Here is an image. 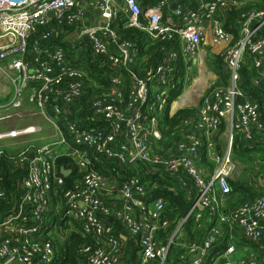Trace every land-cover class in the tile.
<instances>
[{
    "label": "built area",
    "instance_id": "1",
    "mask_svg": "<svg viewBox=\"0 0 264 264\" xmlns=\"http://www.w3.org/2000/svg\"><path fill=\"white\" fill-rule=\"evenodd\" d=\"M239 2L158 0L144 11L139 0H0V78L9 95L0 100V121L31 105L57 132L53 142H27L33 145L20 154L0 150V264H51L73 234L85 239L80 264H125L123 243L113 235L116 222L136 237L139 264H166L171 244L156 237L171 226L163 218L166 204L162 197H150L132 172L137 163L163 167L162 175L194 190L189 215L196 227L202 219L198 206L208 212L214 227L200 246L190 248V264L204 262L221 234L218 223L236 224L250 242L264 240V196L220 208L236 172L230 158L233 137L239 135L247 146L264 137L260 106L238 84L242 68L255 87L264 84V10L240 13L229 31L228 16ZM87 8L95 19L86 16ZM205 20L213 43L224 44L219 53L228 75L216 76L204 98L195 96L198 88L188 91L194 93L191 103L201 98L197 109L181 101L187 90L178 97L176 112L189 109L176 129L182 139L159 145L161 113L175 101L170 97L180 71L184 88L193 70L200 73L207 61L201 48ZM130 29L146 34L153 48L161 46L159 54L140 61L136 42L123 37ZM194 110L196 116L190 114ZM221 125L228 132L223 151L215 137ZM37 131L41 128L31 125L0 133V139ZM197 134L203 137L198 140ZM162 147L189 160L165 157ZM202 154L214 168H204L201 177L191 164L201 162ZM59 157L71 165L57 168ZM104 163L118 168L117 177L96 169ZM183 163L187 172L181 171ZM160 221L167 227L157 230ZM235 253L230 242L222 264H262L253 258L233 261Z\"/></svg>",
    "mask_w": 264,
    "mask_h": 264
},
{
    "label": "rangeland",
    "instance_id": "2",
    "mask_svg": "<svg viewBox=\"0 0 264 264\" xmlns=\"http://www.w3.org/2000/svg\"><path fill=\"white\" fill-rule=\"evenodd\" d=\"M247 1L248 2H246V3H250V5H249L250 9L249 10H252V9L264 10V7H259V6H256L253 4V2H256V0H247ZM114 30L117 31V28H114ZM78 33H79V31L76 33V35ZM210 47H211V45L208 46V48H206L205 42L203 41V43L201 45L202 49H204L208 52ZM214 56L217 58V62H216V60L214 61V58H215ZM214 56L207 58V65L204 62V66L202 67L200 73L197 70H193L192 78L185 83L184 88L183 87L180 88V90H181L180 94L177 96L175 101L172 104H170V106H168L166 108V110L164 111L165 113L164 114L161 113V118H163L165 114H167V116L169 118H171L173 115H175L178 112V111L176 112L175 109L178 108L181 101L185 102L184 104L187 107L188 106H195V108L197 109V106L200 105L199 100L201 98H204L205 96H208L207 93L209 92L210 88H212L215 85L216 76H218V77L223 76L224 73L228 75L227 69L223 68V64L221 61V53H216V54H214ZM0 76H1V74H0ZM196 81H197V85L199 87L196 86ZM4 87H5V83L2 80V78H0V100H7L9 98V95L6 92H4ZM192 87L198 88V92L195 93L196 97H201L200 99H198V102L191 103L190 99L186 98L185 94H183V96H181V101H178V97L184 91L187 90L186 92H188ZM106 89L109 90L110 87L108 86ZM34 112H35V115H34ZM36 112H37V110L33 106L26 105L23 112H21L18 116L13 117V118L6 120V121H0V133L9 132L12 130H21V129H24V128L31 126V125L39 126L42 130L40 133H39V131H37L34 134H26V135L17 136L14 138L6 137L3 139H0V150L9 151L12 154H20L26 150L25 146L33 145V143H31V144L27 143V142H30V140H33V141L35 140V142H34L35 144H44V143H48V141L50 142L54 138L56 139L52 126L40 114H37ZM155 116H156V118L159 117V115H155ZM30 122H32V123H30ZM161 128H162V125L160 122V129ZM176 129H177V127L170 129L169 126L164 125L163 133L161 131V138H160L159 143H157V144H159V145H163V144L170 145L174 141L181 140L182 139L181 133H178L176 131ZM168 130H170L169 134H167ZM21 137H24V138H21ZM201 137H203L202 134H197L196 139L199 140ZM215 137L220 141L221 149L223 151V149L226 146L224 142L227 143V138H228L227 127L225 125H221L219 128V131L217 132ZM28 139H30V140H28ZM234 145H235V143H234ZM160 153H163V156H165V157L170 156V159H174V160H176V159H181L184 161L189 160L188 156L180 155V154H176V153H171L168 151V149H165L164 147H162V149L160 150ZM235 153H236L235 147H234V150L232 147V150L230 151V158H231V161L235 164V170H236V172L234 174V180H232V181L235 182V180H238V178H240V179L242 178L243 180H245L246 183L253 180V181H256L259 186H260V184H264V145H261L257 148H254V149H249L248 151L245 152V154H243V155L240 154L239 157ZM206 159H207V162L209 164L208 167H203V165L201 164L199 159L196 161L198 166L196 165L195 161H193L191 164L192 166H194L197 169V171L201 177L205 175V173H204L205 169H207V170L212 169L213 170V168H214L212 160H210L207 157H206ZM149 167H145L146 169L149 170V172L154 170V172L156 174H158V177H159V175L163 176L162 173L165 171L163 167H160V168L155 167V166H149ZM183 167H184V169L182 168L181 171L187 172L188 169L185 168V163H183ZM127 172L128 171H124L123 173H120L121 178L124 181L126 180ZM255 172L261 173L262 175L258 176L255 174ZM116 189H117V187H116ZM189 191H192V190L189 189ZM233 193H234V191L232 192L231 198H235ZM238 198H240V197H238ZM227 200H224L222 202V208H221L222 211H224L225 204L227 206L229 205V202ZM237 201L238 202L245 201V198H243L241 200H237ZM235 204L236 203H234V205ZM231 206H233V205H229L228 207H231ZM189 214H190V212H188V215ZM168 219H170V218L168 217ZM185 220H186V216L185 217L173 216V219H172L173 223L171 224V226L167 230L159 233V238H161L164 235V233H168L169 236H168V238L164 239L163 244L170 243L174 248L182 251V254L180 255V257L187 256V257H190V260H192L193 254L189 252L190 248L193 245L200 246L201 243L204 242L205 239L207 238V236L210 234V232L214 226L209 227V226H207V223L205 221H203V220L199 221L201 223L202 227L205 228L206 232H205L204 237L202 238L203 240L201 241V243H198L196 241L197 238L196 237L193 238L192 236L195 234L200 236V231H195L197 229H195L193 227L189 230H188V227L185 228L184 227ZM208 221L211 222L210 217L208 218ZM166 227L167 226L162 227V224L160 221L158 224L157 230L158 229L162 230L163 228H166ZM215 227H217L219 232H221L223 226H220V223H218L217 226H215ZM229 227L231 228L232 235L234 236V238L237 237L238 241H240V238H241L240 236L242 234L241 228H239L236 224H231V226H229ZM167 258H170L169 264H172V262L176 259L175 254L173 255L172 248L169 251ZM167 258H166V264H167ZM244 258L247 259L246 257H244ZM189 264H190V261H189ZM202 264H206V263L203 262Z\"/></svg>",
    "mask_w": 264,
    "mask_h": 264
},
{
    "label": "trees",
    "instance_id": "3",
    "mask_svg": "<svg viewBox=\"0 0 264 264\" xmlns=\"http://www.w3.org/2000/svg\"><path fill=\"white\" fill-rule=\"evenodd\" d=\"M236 17V15L234 16ZM121 34V33H120ZM123 37L129 38L132 40H135L139 45H141V41L145 39V35L137 30V29H130L127 30L126 33L123 34ZM241 75V83L244 88V91L246 92L247 96L258 103L260 106V112L262 120H264V84L259 85L258 87H255L252 84L251 81V75L245 68H242L240 71ZM222 80H225V75L220 76ZM183 80V74L182 70L180 71L179 75V83L178 86L172 91L170 100H175L177 96L180 94L181 85ZM188 111L186 109L178 111L175 115H173L171 118L167 116V114L164 115V117L161 120V131L163 133L164 125L169 126L170 129L175 128L179 125V123L187 117ZM170 133V130L167 131V134ZM233 150L235 147L236 155L239 157L240 154H245L246 151L249 149L257 148L261 145H264V137L258 138L255 142H252L249 146L243 144L241 139L239 138V135H235L233 137ZM235 143V145H234ZM201 162L203 165L209 166L207 164V161L204 159V155H201ZM61 165H71V162L66 157H59L56 159V166L59 168ZM133 168V173H138V177L140 180L149 188L150 190V197L156 196V197H162L164 199V202L166 204V209L163 213V218H170L171 224L173 216L177 217H185L194 201V192H190L188 189H182L176 179L173 176H169L168 174H164L163 176L158 177V174L155 172H149L148 169L145 168V166H142L141 163L135 164V166L131 167ZM96 169L100 171H106V173H110L113 176H116L119 174L118 168L114 164L110 163H104V164H97ZM7 174L3 175V179L5 182H7ZM230 188L231 193L228 198V202H231V195L234 189L237 187L234 185V182L230 181ZM152 195V196H151ZM196 212H199L197 210ZM201 215V220L205 221L207 223V226H211L212 222L208 221V212L206 210L199 212ZM167 216V217H166ZM119 223V222H116ZM194 216L191 214L188 216L186 222L184 223V227H188V230L192 227L197 229L195 231H200V238H202L205 235V228L202 227L201 223L199 227H196ZM196 235V234H195ZM193 235V236H195ZM157 239H160L162 242H164V235L159 238V232L156 235ZM221 234L218 236L217 241L215 242L214 246L210 249L208 252L207 257L205 258L207 263L210 264L212 260L222 257L225 248L227 247L226 239L224 237H221ZM87 241V239H86ZM85 242V239L81 237L79 234H73L69 238L68 242H65L62 244L59 248V254L55 260L51 264H80V257L78 256L79 247L83 245ZM252 243V242H251ZM175 245V244H174ZM172 248L173 255L175 254V260L172 262V264H182L186 263L188 261V258H181L180 255L182 254V251L179 249L174 248L172 245L170 246L169 251ZM169 254V252H168ZM187 257V256H186ZM187 261H185V260ZM170 258H167V264H169ZM189 262V261H188Z\"/></svg>",
    "mask_w": 264,
    "mask_h": 264
},
{
    "label": "crops",
    "instance_id": "4",
    "mask_svg": "<svg viewBox=\"0 0 264 264\" xmlns=\"http://www.w3.org/2000/svg\"><path fill=\"white\" fill-rule=\"evenodd\" d=\"M139 1L143 7V10L146 11V10L150 9L152 6H154L158 0H139ZM246 2H248V1L247 0H240L239 5L235 8L234 11H232L229 14L228 19H227V26H226L227 30L231 31L232 24L234 23V18H236L240 13H243V12L248 11L250 9V6H249L250 3H246ZM253 4L256 6H259V7H264V0H256V2H253ZM235 15H236V17H234ZM86 16L89 18V20H92V19L96 18L97 14L93 10H90L87 8ZM209 25H210V23L205 20L206 28L204 30V38L203 39H204L206 48H208V46L211 45L210 49L208 50V54H209L208 57H212V56H214V54L219 53V51L224 46V44L223 43H213V41H212L213 40L212 30H211ZM144 35H145V39H143L141 41V43H142L141 45H139L137 42L135 43L139 48L140 61H142V59L144 57L154 56L155 52H157L159 54L160 49H161V46H155V48H153V46H150L149 45V39H148L147 35L146 34H144ZM133 41L135 42V40H133ZM215 60L217 62L216 57L214 58V61ZM147 63L149 64L150 60H148ZM205 64L207 65V61ZM240 80H241V78H240ZM238 84H239V86L242 87V89H244L241 81ZM197 91H198V89H197ZM185 95H186V98L190 99L191 96L194 95V93L193 92H187ZM192 108H195V107L192 106ZM186 110L188 111L189 109H186ZM196 113H197V110H194L190 114L192 116H196L197 115ZM34 115H35V113H34ZM30 123H32V122H30ZM53 131H54L55 137L57 138V135H56L57 132L54 129H53ZM54 139H52L50 142H53ZM28 140H30V139H28ZM30 141H33V140H30ZM34 142H35V140H34ZM218 142H219V144H218L217 150L220 151V150H222L221 144H220L219 140H218ZM48 143H49V141H48ZM201 164H202V162H201ZM203 167H207V166L203 165ZM255 174L258 176L262 175L261 173H258V172H255ZM247 183L242 178L241 179L238 178V180H235L234 185L237 187L236 189L233 190L234 191L233 195L235 196V198H231V202L229 203V205L234 206V203H236V204L239 203L237 200H241L243 198H245V200H251V199H254V198L259 197V196H264V184H260V186H259L258 183L256 181H253V180L249 181ZM188 184H189V186L192 185L190 181H188ZM192 192H194V190H192ZM195 195L196 194L194 193L193 199H195ZM238 197H240V198H238ZM228 206L225 204L224 211H226L232 207V206L231 207H228ZM220 208H222V204H220ZM198 210H199V212L204 211L203 208L199 209V206H198ZM165 219H168V218H165ZM168 220H170V219H168ZM221 226H223L222 230H221V237H224V239L227 238L226 244L228 245L230 242H233L236 246V253L232 256L233 261H237L240 258L246 257V258H253V259L257 260L258 262L264 264V240H259L258 242H252L251 243L250 241L246 240L244 238V236L241 234L240 241H238V238L237 237L234 238V236L232 235L231 228L229 226H227L226 223L221 224ZM113 235L116 236L117 238H119L123 243L122 253H123L124 263L125 264H139L140 247H139L137 240L134 239L136 237L129 234L126 231L123 224H121V223H115L114 224ZM168 236H169L168 233H164L165 238H168ZM192 237L193 238L196 237L197 238L196 241L198 243H201L202 240L199 239L200 238L199 235H195ZM181 258H188V261H190V257L184 256ZM185 261H187V260H185ZM188 261L186 263H182V264H189ZM204 262L207 263L206 259L204 260ZM222 262H223V258L218 257V258L212 260V262L210 264H222Z\"/></svg>",
    "mask_w": 264,
    "mask_h": 264
},
{
    "label": "water",
    "instance_id": "5",
    "mask_svg": "<svg viewBox=\"0 0 264 264\" xmlns=\"http://www.w3.org/2000/svg\"><path fill=\"white\" fill-rule=\"evenodd\" d=\"M75 107L77 108L78 107V104L75 105ZM64 176H66L68 174V172L66 171H63L61 172ZM199 209H202V207L199 206Z\"/></svg>",
    "mask_w": 264,
    "mask_h": 264
},
{
    "label": "bare ground",
    "instance_id": "6",
    "mask_svg": "<svg viewBox=\"0 0 264 264\" xmlns=\"http://www.w3.org/2000/svg\"><path fill=\"white\" fill-rule=\"evenodd\" d=\"M201 75H202V74H201ZM201 79H202V78H201ZM205 79H206V78H205ZM197 81H198V80H197ZM197 81H196V86L199 87V86L197 85ZM197 92H198V91H197ZM175 106H176V105H175Z\"/></svg>",
    "mask_w": 264,
    "mask_h": 264
}]
</instances>
